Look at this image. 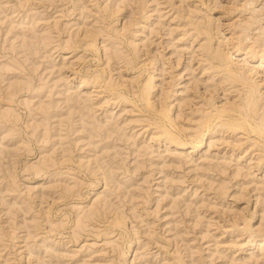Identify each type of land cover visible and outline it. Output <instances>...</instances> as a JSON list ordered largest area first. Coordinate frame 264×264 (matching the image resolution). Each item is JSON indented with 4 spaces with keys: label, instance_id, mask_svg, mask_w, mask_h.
Returning <instances> with one entry per match:
<instances>
[{
    "label": "rangeland",
    "instance_id": "374dc122",
    "mask_svg": "<svg viewBox=\"0 0 264 264\" xmlns=\"http://www.w3.org/2000/svg\"><path fill=\"white\" fill-rule=\"evenodd\" d=\"M263 132L264 0H0V264H264Z\"/></svg>",
    "mask_w": 264,
    "mask_h": 264
},
{
    "label": "bare ground",
    "instance_id": "6f19581e",
    "mask_svg": "<svg viewBox=\"0 0 264 264\" xmlns=\"http://www.w3.org/2000/svg\"><path fill=\"white\" fill-rule=\"evenodd\" d=\"M239 9V8H238ZM217 19V18H216ZM236 19V18H235ZM240 52H241V50H239L238 51V53L237 54H240ZM208 57V56H207ZM233 58H236V57H233ZM232 59V58H231ZM228 82V81H227ZM231 86V85H230ZM251 86V85H250ZM234 89V88H233ZM254 89V88H253ZM99 90V89H98ZM255 91V90H254ZM242 93V92H241ZM252 95V94H251ZM246 96V95H245ZM253 99V98H252ZM247 101V100H246ZM252 101V100H251ZM251 103V102H250ZM250 107V106H249ZM249 109V108H248ZM225 112V111H224ZM222 114V113H221ZM227 114V113H226ZM221 120V119H220ZM258 126V125H257ZM208 131V130H207ZM264 133V132H263ZM202 142V141H201ZM200 142V143H201ZM200 145H202V144H200ZM198 147V146H197Z\"/></svg>",
    "mask_w": 264,
    "mask_h": 264
}]
</instances>
